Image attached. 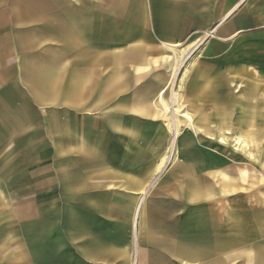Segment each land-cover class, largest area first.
<instances>
[{
	"label": "crops",
	"instance_id": "0c3cea01",
	"mask_svg": "<svg viewBox=\"0 0 264 264\" xmlns=\"http://www.w3.org/2000/svg\"><path fill=\"white\" fill-rule=\"evenodd\" d=\"M72 1L38 2L34 14L19 12L14 18L24 31L20 35L24 38L14 44L25 48L14 66L20 70L17 79L35 82V100L45 115L40 124L33 125L32 117L21 112L7 123V132L35 127V138L45 133L52 142H56L55 134H63V150L77 155L78 161L77 168H69L58 178V196L69 201L60 220L51 222L50 237L44 243H25V254L59 253L82 264H132L133 236L139 240L143 261L153 255L156 260L174 258L181 264H233L237 258L254 264L252 254L259 256L264 243L256 235L260 226L247 218L249 206L244 200L236 203L239 191L235 192L228 163L204 144L197 145L206 137L212 148L217 141L236 150L227 135L230 129L240 131L234 126L238 123L234 118L240 116L233 102L236 97L219 88L236 78L222 77L218 66L223 55L237 49L178 47L196 34L189 22L208 19L203 16V4L218 0H164L167 29H154L156 39L166 47L162 65L148 59L140 40L138 18L132 10L138 2L144 10V0H127L131 14L125 25L121 13L110 15L109 38L104 0H89L99 6V12L86 16L77 13V7L72 12L64 9L79 3ZM260 21L264 24V18ZM185 61L191 63L190 77L181 78L177 91L170 87L168 92L164 83L154 80L133 88L146 74L156 75L155 70L162 67L171 82L177 71L182 73ZM184 113L192 114L196 129L187 128ZM220 116L232 119L220 124ZM0 117L6 120L7 113ZM177 129L178 137L173 134ZM104 131L119 136L124 150L133 156L125 157V162L106 156ZM173 139L177 140L176 155L167 163L175 164L174 168L155 179L154 166L166 163ZM239 147L246 149L245 140ZM10 152L3 151L0 161L8 159ZM216 172L230 176L234 190L223 193L222 176L215 177ZM6 180L0 176V261L10 259L6 255L22 247L20 237L6 231L8 220L1 213L11 197ZM171 196L176 203L173 214L178 210L181 218L170 222L165 207ZM150 220L157 225L149 226Z\"/></svg>",
	"mask_w": 264,
	"mask_h": 264
},
{
	"label": "rangeland",
	"instance_id": "374dc122",
	"mask_svg": "<svg viewBox=\"0 0 264 264\" xmlns=\"http://www.w3.org/2000/svg\"><path fill=\"white\" fill-rule=\"evenodd\" d=\"M20 1H22V5L19 4ZM45 1L0 0V113H7L6 120L0 117V158L3 151L11 150L9 158L0 161V176L7 179L6 183L11 192L10 203L1 213H4L8 220L6 231L11 234L16 233L22 242V247L10 251L9 256L6 255L10 259L0 261V264H82L77 260H69L59 253L26 252L25 254V243L27 245H35V242L44 243L43 240L50 237L51 222L56 223L58 219L60 220L62 215L60 212L69 201L58 196L57 191L60 185L58 178L69 168L78 167L77 155L63 150L62 146L65 144L63 134H55L56 142H52L45 133H42L40 138H35L33 135L35 127L15 134L7 132L10 120L15 116H20L21 112L32 117L33 125L40 124L45 115L44 110L35 100L37 85L32 81L17 79L20 70L14 67L19 59L18 55L23 54L25 50V48L23 50L14 44L19 38H24L20 36L24 34V31L19 29V26L14 22L15 15L19 12L23 15L24 12L34 14L37 3ZM104 1L108 18L107 38H109L111 34L109 30L110 15L116 12L121 13L125 25L126 18H130L131 14L128 9L130 3L127 0L122 4H116L115 1L118 0ZM90 2L89 0H79L76 5L71 4L63 7L69 12L77 7V13L85 16L99 12V6ZM143 5L144 10L141 9L140 2L135 3L132 10L138 18L140 40L143 49L147 51L148 59L156 62L157 65H162L160 61L164 59L166 47L156 39L154 29H167V26L164 27L165 22L162 15L166 4L164 0H149L148 4L144 0ZM61 7L59 10L62 9ZM103 9L101 11H105ZM231 10L233 11L228 17L223 19L226 13ZM203 11V16L208 19L189 22L192 34L195 31L196 34L193 37L190 36L184 44H180L178 47H180L179 49H188L196 46L195 48L202 50L224 47L229 51L237 49L235 52L223 55L218 66L222 68L220 70L222 77L236 78L232 84L219 86V88L227 89L228 93L234 92L233 97L235 96L236 100L233 102L236 107V102L245 96L248 88L242 81L248 72L264 80V24L260 21L264 18V0H218L217 4H203ZM215 60L217 59L215 58ZM189 64L190 62H187L182 73L179 74V72L176 79L169 83L167 82L169 74L164 70V67L160 66L162 68L155 70L156 75H153L154 73L146 74L139 83L134 84L133 88H141L154 80L164 83L162 84L163 88L168 92L170 87L177 91L179 87H182L179 83L186 70H189ZM227 70H231L229 74ZM262 94L264 95V90ZM234 119L239 120L238 117ZM234 126L238 129L237 122ZM228 131L227 135H229L231 145H236V150L233 146L226 147L217 141L213 143L214 148H212L206 137L202 142H197V145L204 144V148L208 147L206 150L217 154L228 163L232 177L236 181L235 192L239 191L236 195V203L239 200H244L245 205L249 206L246 216L253 225L260 226L261 236L256 235L258 238L260 237V241L264 242V106L261 110V117H259L258 128H248L244 134L234 129ZM101 134L105 148L103 153L106 156L123 158L124 162L127 161L125 157L133 156V153L124 150L119 136L115 133L104 131ZM222 137H224L223 134ZM233 139L235 141L240 139L241 143L242 140H245L246 149L243 151L242 147H239L241 143H234ZM57 147H59L58 151H56ZM161 151L169 152L168 149ZM174 165L170 162L165 164L159 162L154 166V178L157 179L165 173H171ZM150 166L152 167V165ZM174 199V196L169 197L170 205L165 207V214L170 222L177 220V217L181 218V213L178 210L173 214L172 208L176 204ZM179 207L181 208V205ZM148 223L149 226L157 225V222L152 220ZM149 239L150 237L147 236L148 242ZM253 239L254 237L251 242ZM147 248V251H151L149 245ZM131 249L132 264H181L174 258H171L170 261L156 260L153 255L149 256L148 260H140L139 240L134 241L133 236ZM253 257H255L254 264H264V243L261 244L259 256L252 254ZM20 258H24V261ZM248 260L237 258L233 264H247Z\"/></svg>",
	"mask_w": 264,
	"mask_h": 264
},
{
	"label": "bare ground",
	"instance_id": "6f19581e",
	"mask_svg": "<svg viewBox=\"0 0 264 264\" xmlns=\"http://www.w3.org/2000/svg\"><path fill=\"white\" fill-rule=\"evenodd\" d=\"M186 50H188V49H186ZM188 56H190V55H188ZM184 63L186 64L187 61H185ZM190 64H189V66H191ZM177 74H178V71L174 74V77ZM188 77H190V72H189V70H186V72L184 73V79H187ZM245 77H246L245 78L246 80L244 82L246 83L248 88L245 92V96H243L242 98H240L236 102V108L240 112V116H238L239 120L237 123V128H239V130L241 132L248 130V128H251V129L252 128L253 129L258 128L259 117H261V110L264 106V95L262 94V91L264 90V80L257 77V76H254L251 72H248V74ZM214 85H216V84H214ZM174 96H175V94H174ZM186 98H187V96H186ZM179 102H180V100H179ZM182 118H184V121L186 122L187 128L196 129L195 119L192 116V114L184 113L182 115ZM230 119H232V118H228L226 116H224V117L220 116L219 122H220V124H226ZM173 134H174V136L178 137L179 136L178 129L175 130V132H173ZM252 142L254 143V141H252ZM176 150H177V140L173 139V141L171 143V147H170V155L168 157H166V163L169 161V159L171 160L173 157H175ZM214 176L215 177H221L222 176L220 178V187H221L223 193H230L231 190H234L235 187H233V186H234L235 181H233L232 178L230 176H228L226 173L216 172V175H214Z\"/></svg>",
	"mask_w": 264,
	"mask_h": 264
}]
</instances>
